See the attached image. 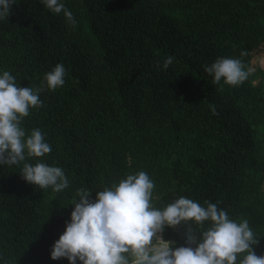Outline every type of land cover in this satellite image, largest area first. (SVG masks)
Segmentation results:
<instances>
[{
  "label": "trees",
  "instance_id": "1",
  "mask_svg": "<svg viewBox=\"0 0 264 264\" xmlns=\"http://www.w3.org/2000/svg\"><path fill=\"white\" fill-rule=\"evenodd\" d=\"M59 2L75 26L42 0H14L0 19V75L37 88L57 64L65 68L64 85L45 86L22 127L39 129L52 149L25 162L60 167L69 180L59 192L41 189L22 178L23 162L0 165V264H69L51 249L77 189L94 200L140 171L154 182L155 207L180 196L216 204L248 220L264 255V0ZM245 50L254 74L239 86L213 84L204 66ZM179 228L163 238L186 246Z\"/></svg>",
  "mask_w": 264,
  "mask_h": 264
},
{
  "label": "clouds",
  "instance_id": "2",
  "mask_svg": "<svg viewBox=\"0 0 264 264\" xmlns=\"http://www.w3.org/2000/svg\"><path fill=\"white\" fill-rule=\"evenodd\" d=\"M52 13L63 12L67 21H76L59 0H42ZM14 0H0V19L8 18ZM240 58H218L206 73L213 77V84L239 86L255 72L241 51ZM168 56L163 69L173 62ZM65 68L57 64L44 75L41 87H20L8 71L0 75V165H20L22 178L41 189L51 188L59 192L69 186L62 168L46 163L25 162L29 158H42L51 152V146L39 129L26 134L22 121L30 115L31 108H39V93L46 86L55 90L64 85ZM216 115L215 105H209ZM155 185L149 175L140 171L129 174L118 184L105 187L91 198V191L80 188L74 197L70 221L51 249V259L66 258L69 264H264V255L258 256L253 246L259 243L247 219L241 222L229 218L228 213L216 204L206 207L184 196L174 199L162 209L153 205ZM195 225L192 235L185 229L188 246H176L165 240V228L176 229L184 222ZM205 222L209 226L204 228ZM201 231L197 234V228ZM195 244L193 248L190 245Z\"/></svg>",
  "mask_w": 264,
  "mask_h": 264
},
{
  "label": "water",
  "instance_id": "3",
  "mask_svg": "<svg viewBox=\"0 0 264 264\" xmlns=\"http://www.w3.org/2000/svg\"><path fill=\"white\" fill-rule=\"evenodd\" d=\"M184 224L186 225V229L188 230V235H192L193 232H194L192 223L190 221H188V222H184ZM179 232L183 233L184 236H185V231H183L182 228H179ZM185 240H186V246H188L187 245V237L186 236H185ZM190 246L193 247V248L196 247L195 244H191Z\"/></svg>",
  "mask_w": 264,
  "mask_h": 264
},
{
  "label": "rangeland",
  "instance_id": "4",
  "mask_svg": "<svg viewBox=\"0 0 264 264\" xmlns=\"http://www.w3.org/2000/svg\"><path fill=\"white\" fill-rule=\"evenodd\" d=\"M260 65L262 66V68L264 69V59L260 60Z\"/></svg>",
  "mask_w": 264,
  "mask_h": 264
}]
</instances>
